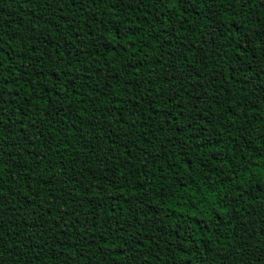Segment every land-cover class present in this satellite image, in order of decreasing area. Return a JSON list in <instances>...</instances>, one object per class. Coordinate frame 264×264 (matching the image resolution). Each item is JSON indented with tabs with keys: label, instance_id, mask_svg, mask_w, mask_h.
I'll return each instance as SVG.
<instances>
[{
	"label": "trees",
	"instance_id": "obj_1",
	"mask_svg": "<svg viewBox=\"0 0 264 264\" xmlns=\"http://www.w3.org/2000/svg\"><path fill=\"white\" fill-rule=\"evenodd\" d=\"M0 264H264V0H0Z\"/></svg>",
	"mask_w": 264,
	"mask_h": 264
}]
</instances>
